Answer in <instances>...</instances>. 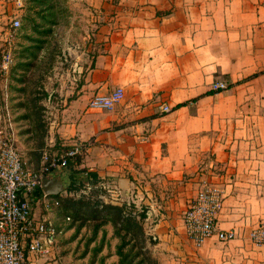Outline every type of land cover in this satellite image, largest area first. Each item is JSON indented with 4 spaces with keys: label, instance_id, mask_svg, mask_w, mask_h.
Instances as JSON below:
<instances>
[{
    "label": "crops",
    "instance_id": "1",
    "mask_svg": "<svg viewBox=\"0 0 264 264\" xmlns=\"http://www.w3.org/2000/svg\"><path fill=\"white\" fill-rule=\"evenodd\" d=\"M9 2L0 0V22L15 5ZM73 5L74 20L92 25L83 36L90 38L87 57L74 50L88 66L83 72L84 62L76 63L73 86L62 81L65 104L50 142L89 141L77 168L95 173L98 183L106 180L113 203L132 198L134 182L127 174L146 176L136 187L147 191L150 231L169 246L170 264H264V244L250 237L264 223V0H74ZM4 30L0 25L3 39ZM216 81L229 88L213 92ZM118 86L125 97L114 109L89 108L96 93ZM163 105L172 110L163 112ZM204 163L222 170L209 179L223 191L218 226L236 228L238 235L196 245L185 234L183 214L206 178ZM68 174L62 169L46 174L47 187L57 181L64 188L60 193L66 191ZM40 192L34 214L55 222L50 201L56 198L46 199L43 186ZM51 260L30 255L28 264Z\"/></svg>",
    "mask_w": 264,
    "mask_h": 264
},
{
    "label": "rangeland",
    "instance_id": "2",
    "mask_svg": "<svg viewBox=\"0 0 264 264\" xmlns=\"http://www.w3.org/2000/svg\"><path fill=\"white\" fill-rule=\"evenodd\" d=\"M9 1L15 4L11 15L0 22L4 31L10 30L12 34L9 39L0 37V126L13 133L26 165L32 169L37 165L36 170H39L44 151L61 153L70 145L51 143L50 129L55 126L58 112L65 104L62 101L65 83L62 81L66 80L67 88L73 86L74 75L79 74L76 63L81 66L84 62L78 60L74 50L85 51L84 57H87L90 38L83 36L92 25L74 20V0H22V6L17 0ZM15 18L21 21L17 29L11 27ZM6 49L11 50L12 57L7 71L1 66ZM86 66L88 64L84 62L83 72ZM88 152L80 157L76 168L62 169L69 172L68 176L76 170L80 174L75 177L81 176L82 180L72 183L70 176L66 180V191L60 193L61 202L53 209L59 231L55 255L40 258H53V264H170V258L166 257L171 253L169 246L161 244L162 239L150 231L149 225L154 221L151 222L150 216L153 208L143 196L147 191H138L136 187L146 176L136 178L127 174L134 182L132 198L123 205L113 203L106 180L104 183L92 182L88 172L77 168ZM202 166H205L206 178L199 188L213 184L209 179L214 173L222 172L216 164L204 163ZM71 186L73 190L69 189ZM82 197L85 206L75 218V214H69L63 208L64 201ZM97 203L124 206L125 215L133 216L134 225L142 226L144 233L137 226L128 233L120 229L118 221L103 220L88 206Z\"/></svg>",
    "mask_w": 264,
    "mask_h": 264
},
{
    "label": "built area",
    "instance_id": "3",
    "mask_svg": "<svg viewBox=\"0 0 264 264\" xmlns=\"http://www.w3.org/2000/svg\"><path fill=\"white\" fill-rule=\"evenodd\" d=\"M20 6L22 0H17ZM21 21L15 18L13 29ZM8 30L7 38H11ZM12 61L11 50H4L2 68L7 71ZM229 88L225 81L212 83L213 92ZM124 87L118 86L107 93H96L89 108L95 111H109L123 101ZM163 112H170V105L161 106ZM90 147L89 141L75 140L63 152L51 154L44 151L39 170L26 165L12 132L0 126V264H27L28 257L49 258L55 255L58 227L54 221L34 214L33 204L38 199L37 191L42 188L46 174L68 167L71 161L83 157ZM50 200V195L44 194ZM59 205V201H50ZM50 203V204H51ZM48 203V206H50ZM223 207V191L216 184H204L183 214L184 231L188 239L202 245L210 238L227 242L238 235L236 228L221 229L218 216ZM257 244H264V223L250 234Z\"/></svg>",
    "mask_w": 264,
    "mask_h": 264
},
{
    "label": "trees",
    "instance_id": "4",
    "mask_svg": "<svg viewBox=\"0 0 264 264\" xmlns=\"http://www.w3.org/2000/svg\"><path fill=\"white\" fill-rule=\"evenodd\" d=\"M80 159V158H79ZM79 159L75 160V161H71L69 163V167L72 168L75 167L76 163L79 164L80 161ZM76 168V167H75ZM82 172H87V170L85 168L81 169ZM76 174H80L79 172H76V170H73V172H71V182L75 183V182H80L82 180L81 176H76ZM88 178L89 180H91L92 182H97L98 181V177L95 173L93 172H88ZM40 189H38L37 191V195L41 194ZM70 190H73L74 187H69ZM53 197H55L59 203L61 202V196L60 193L56 194V195H51ZM83 199H85L84 197L80 198V199H65L64 202H66V205L63 206V208L69 213V214H75V218L78 217V211L80 212L81 209L85 206L83 205V203L85 202ZM64 200V199H63ZM87 204V203H86ZM89 207L94 209V212H96L98 214V216H100L101 218H103V220L106 221H118L120 223V229L124 230L128 233L131 232L132 227L137 226V228L144 233V230L142 228V226H138V225H134L135 223V219L133 216L129 217L127 215H125L124 213V206H119V205H112V204H94L93 206L88 205ZM70 216V215H69ZM133 224V225H132Z\"/></svg>",
    "mask_w": 264,
    "mask_h": 264
},
{
    "label": "water",
    "instance_id": "5",
    "mask_svg": "<svg viewBox=\"0 0 264 264\" xmlns=\"http://www.w3.org/2000/svg\"><path fill=\"white\" fill-rule=\"evenodd\" d=\"M46 181H50L48 176H46L44 178L43 182H42V186H43L46 194H48V195L59 194L64 189L62 187V183L61 182L55 181V184L53 185V187L50 186V185L47 187Z\"/></svg>",
    "mask_w": 264,
    "mask_h": 264
}]
</instances>
